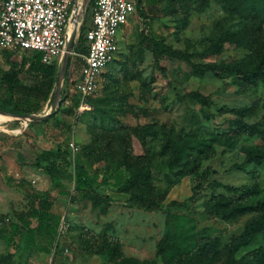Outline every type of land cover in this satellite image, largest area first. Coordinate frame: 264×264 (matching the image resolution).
<instances>
[{
	"label": "rangeland",
	"instance_id": "374dc122",
	"mask_svg": "<svg viewBox=\"0 0 264 264\" xmlns=\"http://www.w3.org/2000/svg\"><path fill=\"white\" fill-rule=\"evenodd\" d=\"M147 2L143 16L149 18L150 31H143L134 15L129 17L119 35L116 58L106 67L100 90L90 100L88 110L77 111L69 101L61 100L54 110L52 95L37 112H52L44 123L15 122L0 112V132L20 141L17 150L2 153L4 182L14 185L23 179L55 197L47 216L52 230L32 237L22 233L11 245L0 240V264H111L112 256L119 253L152 259L159 240L168 232L183 233L191 248L219 236L215 252L207 251L184 264H226L230 258L240 259L254 249L264 250L263 230L230 254L231 245L253 215L226 220L205 209L211 198L236 197L226 185L240 191L254 190L247 202L264 198V165L244 164L247 148L264 140L239 135L232 145L230 121L235 115L218 112L221 105L244 107L245 121L260 120L264 116V81L252 85L233 75L217 76L203 67L219 64L249 68L255 62L264 52V0ZM90 16L88 8L84 27L89 26ZM78 31L72 46L75 55L63 76L61 94L63 88L74 94L71 80L77 79L82 63L79 55L83 42L78 46ZM155 42H163L183 56L159 55L161 70L154 64ZM0 66L8 68L4 52L0 53ZM190 91L207 95L211 105L179 98ZM5 94V87L0 85V99ZM65 107H69V114L64 112ZM146 125L151 133L143 136L139 131ZM167 138L184 144L191 159L197 154L198 167L171 166L172 151L163 150ZM70 139L80 147L75 157L79 156L97 185L103 177L127 178L133 169L151 159L152 184L160 192H167L161 205L151 211L140 209L129 203L128 192L106 185L96 186L98 195L92 199L93 189H76L73 163L67 166L60 184L53 186L48 176L30 163L42 145H63ZM199 142L208 145L200 146L201 152L195 148ZM186 169L193 171L177 179ZM9 201L3 194L0 209L7 212ZM157 261L163 263L160 257Z\"/></svg>",
	"mask_w": 264,
	"mask_h": 264
},
{
	"label": "trees",
	"instance_id": "16d2710c",
	"mask_svg": "<svg viewBox=\"0 0 264 264\" xmlns=\"http://www.w3.org/2000/svg\"><path fill=\"white\" fill-rule=\"evenodd\" d=\"M251 1V0H248ZM253 1V0H252ZM93 1H90L89 10L92 12ZM86 7L85 15L88 11ZM85 19V17H84ZM264 21V17H263ZM84 21L80 27L78 37V46L82 45L81 54L87 52V43L85 40ZM76 50V48L74 49ZM5 53V62L7 69L0 66V85L6 89V94L0 99V109L13 114H33L37 113L51 99L55 82L59 70L58 59L51 63L45 64L41 61L39 52L20 53L2 51ZM155 58V66L163 70L157 61L161 54L168 53L176 56H183L176 50H170L163 42H155L152 48ZM71 59L68 63L67 70L71 68ZM203 67L212 71L220 77L233 75L240 78L243 82L255 85L259 81H264V52L249 67L245 68L240 65H219L203 64ZM79 75V73H78ZM69 77H66V81ZM76 79L71 80V84ZM192 103H198L201 106H210L211 100L207 95L199 91H190L179 97ZM91 100V99H90ZM70 102L69 105L77 110L78 98L76 94H68V90H62L61 102ZM90 102V101H89ZM69 107L63 110L69 114ZM244 107H229L221 105L218 107L220 113H230L235 118L230 121L231 128L229 133V142L234 145V140L239 135L258 136L264 140V116L258 121L248 123L244 120L247 115ZM45 121H40L44 123ZM143 136L151 133L148 125L143 126L139 133ZM20 141L4 132H0V160L4 150H17ZM200 146L207 147L203 142L195 146L198 152H201ZM168 149L172 151L171 166L180 164L186 167L193 165V169L198 167L196 162L197 154L191 159V153L186 151L184 144H178L176 138H167L163 143L164 152ZM80 151V150H79ZM78 151V152H79ZM77 152V153H78ZM77 153L75 154L77 156ZM72 156L68 147V140L63 145L58 143H49L41 146V151L37 153L30 163L32 167L42 170L50 179L53 186L60 184V179L65 175L67 166L74 164V179L77 190L83 188L93 189L92 199L98 195L96 186H112L118 191L128 192V201L131 205L143 210L151 211L157 209L165 195L166 191L160 192L152 184L151 159H147L145 164L133 169L127 178L119 176L103 177L97 185L96 180L88 173L87 168L82 164L79 156ZM244 164H262L264 165V142L261 145L249 146L245 152ZM18 159L20 156L18 154ZM184 170L177 176L189 174L193 171ZM214 185L220 186V183ZM227 191L236 193V197L220 196L211 198L205 203L207 211L219 213L224 219L229 220L242 215H253L244 225L242 234L236 238L229 249V253H234L238 248L245 246L253 241L255 235L264 230V198L256 202H247L246 199L255 194L252 189L240 191L232 186H225ZM239 192V193H238ZM0 193L4 194L10 201L9 209L6 213H0V240L6 244L14 243L15 237L25 233L28 237L36 234L49 233L52 226L49 225L47 216L54 206L55 197L48 190H39L31 187L26 180H19L14 185L4 182L0 177ZM219 236L209 240L202 241L190 247L188 238L183 233L164 234L158 242L156 257L152 259H140L133 256H124L117 254L112 256L111 264H159L157 258L160 257L162 264H184L192 258L205 252H215ZM226 264H264V250L261 248L254 249L244 254L240 259L230 258Z\"/></svg>",
	"mask_w": 264,
	"mask_h": 264
},
{
	"label": "built area",
	"instance_id": "2783aa9c",
	"mask_svg": "<svg viewBox=\"0 0 264 264\" xmlns=\"http://www.w3.org/2000/svg\"><path fill=\"white\" fill-rule=\"evenodd\" d=\"M89 1H93V7L91 25L85 31L87 52L79 55L82 63L72 83L78 98L77 111L81 112L90 108V99L99 92L103 73L118 53L117 33L138 7L136 0ZM80 7L78 0H0V53L35 51L45 64L54 59L60 62L71 23L81 15L79 30L83 24L86 8L80 11ZM140 23L142 30L148 32L145 19H140ZM73 55L74 49L70 53ZM68 147L72 156L80 150L72 139L68 140Z\"/></svg>",
	"mask_w": 264,
	"mask_h": 264
},
{
	"label": "water",
	"instance_id": "95a60500",
	"mask_svg": "<svg viewBox=\"0 0 264 264\" xmlns=\"http://www.w3.org/2000/svg\"><path fill=\"white\" fill-rule=\"evenodd\" d=\"M87 1L85 2V5L83 6V10L85 11L86 5H87ZM74 37H75V32L73 31V33L71 34V37L68 41V44L66 46V53H63L61 60H60V69L58 72V76L55 82V89H54V94H53V100H52V107L54 108V110L57 108L59 101L61 100V86H62V80H63V76L65 74L67 65H68V59H69V55L72 51V46H73V42H74ZM0 112L8 114V115H12V116H16L19 118H24V117H28L30 119V122H37V121H43L45 119H47L52 112L49 111L48 113H45L44 115H35V113L33 114H13V113H7L3 110L0 109Z\"/></svg>",
	"mask_w": 264,
	"mask_h": 264
},
{
	"label": "crops",
	"instance_id": "0c3cea01",
	"mask_svg": "<svg viewBox=\"0 0 264 264\" xmlns=\"http://www.w3.org/2000/svg\"><path fill=\"white\" fill-rule=\"evenodd\" d=\"M78 1H79V3H81V7L79 8V10L81 11V9H83V6H84L83 5L84 4V2H83L84 0H78ZM136 1L138 3V7H137V9L135 10V12L132 15H134L137 18L138 23L140 22V19H142V18L145 19L146 24L148 26V32H149L150 31V27H149V22L150 21H149V18H146L145 16H143L144 13L148 10V6H147L148 5V2H147V0H136ZM88 3H90L89 0H88ZM141 6L143 7L142 10H140V8H139ZM80 17H81V15L78 17V19H77L76 22L74 20L71 23V25L69 27V31H68L69 39H70L71 34L73 33V31L78 29V26L80 24ZM89 20H90V23H89V26H87V28H89L90 25H91V16H90V19ZM85 22H88L87 18L84 19V25H85ZM126 25H127V23H126ZM126 25H124L123 27H121L119 29V31L117 33V37H116L117 43H118V40H119V35H120L121 32H123L126 29ZM3 157L4 156H2V159L0 160V177L2 179H3V169H4V166H5L4 165L5 161H4ZM3 181H4V179H3ZM1 198H3V194L2 193H0V200H1ZM0 213H6V210L4 211L3 209H0Z\"/></svg>",
	"mask_w": 264,
	"mask_h": 264
},
{
	"label": "bare ground",
	"instance_id": "6f19581e",
	"mask_svg": "<svg viewBox=\"0 0 264 264\" xmlns=\"http://www.w3.org/2000/svg\"><path fill=\"white\" fill-rule=\"evenodd\" d=\"M84 2V4H85V2H86V0H84L83 1ZM83 4V5H84ZM78 30V29H77ZM69 31V30H68ZM68 37H69V34H68ZM67 51H66V49L64 50V53H66ZM2 113V112H1ZM48 113V112H47ZM5 114V113H4ZM5 115H8V114H5ZM35 115H40V114H38V113H35ZM9 117H11V118H13L14 119V121L15 122H18V121H30V119L28 118V117H24V118H19V117H16V116H12V115H8Z\"/></svg>",
	"mask_w": 264,
	"mask_h": 264
}]
</instances>
